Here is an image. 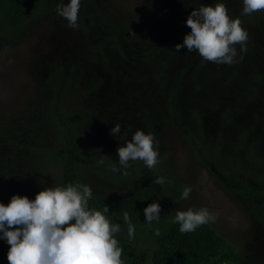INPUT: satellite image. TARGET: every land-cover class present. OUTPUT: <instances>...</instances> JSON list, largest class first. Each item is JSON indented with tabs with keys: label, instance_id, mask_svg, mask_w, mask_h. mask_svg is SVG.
Here are the masks:
<instances>
[{
	"label": "rangeland",
	"instance_id": "obj_1",
	"mask_svg": "<svg viewBox=\"0 0 264 264\" xmlns=\"http://www.w3.org/2000/svg\"><path fill=\"white\" fill-rule=\"evenodd\" d=\"M174 1L94 0L114 16L113 20L117 21L121 15L125 22L134 24L138 33L147 27L138 24L137 21L149 25L162 7L170 6ZM177 1L179 7L167 26H172V21L181 16L183 25L178 27L181 31L189 28L186 19L191 11L205 5L203 0ZM212 1L208 6H215L216 0ZM68 2L69 0H59L55 4V10L58 4ZM219 2L226 5L228 12L242 14L243 0ZM88 6L87 0H81L76 29L70 28L65 18L52 14L47 19H45L47 15H44L33 24L29 22L27 26H31V29L25 33L24 28L27 26L19 29L20 34L17 33L13 39L0 36V188L2 184L12 182L16 173L29 180L27 190L24 189L29 199H34L43 188L54 186L52 180L38 173L32 164L36 159V162L45 167L46 162L37 154V148H41L40 142L50 140V131L43 119L42 111L47 92H50V84H47L45 77L55 69L60 73L67 71L66 66H69L70 61H74L73 72L79 73L80 85L73 86L70 83L69 85L65 80L55 82V88L62 86L64 89H60L57 100L54 101L61 104L64 111L73 117L81 114L88 117L85 123L78 127L81 139L93 156L87 162L90 169L84 172L83 177L86 180L84 183L92 191L113 196H125L136 188L148 187L154 191V196L161 199L159 200L165 210L173 215L188 208L194 210L207 208L216 216L215 222L210 223L238 248L239 257L230 264H264L263 226L244 205L240 196L224 184L221 168L212 163L211 156H204L196 147L193 148L191 138L185 133L191 126L188 120L190 112L197 109L203 134L211 138L213 131L218 129L221 123L220 114L223 110L207 108V100L200 102L177 100L179 106L177 111L164 117V100L168 96V90L159 85L144 87V80H138V77L130 79L131 74L139 70V66L142 72H145L147 67L154 68L156 63L158 66L162 63L163 71L170 73V70H175L184 61L196 56V53L188 52L186 48H182L181 52L176 50L169 52L156 47L146 60L138 61V64L130 61V51L122 58L123 61L118 57L108 56L107 53L102 57L98 56L104 51L105 46L99 38L92 39L90 36L92 32L88 31L91 26L87 31L81 27ZM149 36L150 34L147 38ZM183 39L180 40V44L183 43ZM136 45L135 50L139 51V46ZM96 55L99 58H95ZM237 60L240 61L239 57ZM252 62L254 69L256 71L258 69L264 76V57L254 54ZM91 71L99 77L100 82L95 84L88 80L87 83ZM243 71L246 70H241ZM263 92L264 85L258 89V95L261 94V97L258 95L254 97L256 105L260 104L261 98L264 99ZM180 99H183L182 94ZM242 104L246 105L245 102ZM238 109L244 113L248 108L238 106L233 112ZM245 121L247 123L242 124H247L248 131H251L254 127L251 119ZM117 123L121 126V132L112 136L110 130ZM137 129L155 135L159 141L158 166L162 174L169 176L171 181L178 182L181 193L185 186H190L192 191L188 199H182L180 196L174 200L168 189L170 184L165 186L156 184L153 183L155 179L146 176L136 177L132 182H123L121 185L105 180L93 171L103 170L100 160L119 162L118 147L130 141ZM209 149L208 145L206 150ZM56 170L55 165L50 166L51 172ZM2 236L0 233V252L8 264L7 253L10 245ZM129 253L126 252V255ZM141 254L145 256L146 253ZM142 261L141 264H144Z\"/></svg>",
	"mask_w": 264,
	"mask_h": 264
},
{
	"label": "trees",
	"instance_id": "obj_2",
	"mask_svg": "<svg viewBox=\"0 0 264 264\" xmlns=\"http://www.w3.org/2000/svg\"><path fill=\"white\" fill-rule=\"evenodd\" d=\"M58 1L0 0V36L13 39L20 34L19 29L27 26L29 22L33 24L44 15H47L45 19L52 14L58 16L55 10ZM212 2V0H203V5L208 6ZM178 3L179 1L175 0L172 5L162 7L160 13L148 23L149 25L137 21L138 24L147 27L138 33L134 24L125 22L121 15L117 21L113 20L114 16L108 10L96 4L94 0H87L89 6L84 13L81 27L87 31L91 26L88 31L92 32L90 33L92 39L99 38L105 46L104 51L98 56L102 57L107 53L108 56L118 57L123 61L122 58H125L126 53L130 51V61L138 64V61L146 60L156 47L174 52L175 45L191 31L190 28L179 31L178 27L183 25L181 16L172 21V26H167L179 7ZM216 3H220L219 0H216ZM228 14L232 18L241 19L242 27L245 26L249 37L246 52L241 53L240 46L236 45L237 52L243 58L235 65L207 61L194 50L196 56L190 57L175 70H170V73L163 71L162 63L160 66L156 63L154 68L147 67L145 72H142L139 66V70L131 74L130 79L138 77V80H144V87L159 85L168 90V96L164 100V117L177 111L178 101L207 100V108L224 111L220 114L221 123L218 129L213 131L211 138L203 134L197 109L191 110L188 119L191 126L185 133L191 138L190 143L193 148L196 147L204 156H211L212 163L221 168L224 184L240 196L244 205L264 228V99L261 98L258 105L254 100L255 95H258V89L264 85V76L258 72V69L257 71L254 69L252 62L254 54L264 57V10L251 15H235L230 12ZM24 29H26L24 33L28 32L31 26ZM148 34L150 36L147 38ZM136 44L139 46V51L135 50ZM98 56L96 55L95 58H99ZM74 63L70 61L69 66H66L67 71L60 73L55 69L45 77L47 84H50V92H47L42 111L43 119L50 131V140L45 143L40 142L42 146L37 148V154L46 162L45 167L43 168L40 162H36V159L32 164L38 173L51 179L54 186H66L76 182L86 185L84 172L90 169L87 162L93 158L78 131V127L83 125L88 117L83 114L73 117L64 111L61 104L54 101L60 89H64L62 86L55 88V82L65 80L67 84L80 85L79 73L73 72ZM241 70L246 71L241 72ZM88 80L95 84L100 82L93 71L90 72L87 83ZM262 94L264 95V92ZM258 97H261V94ZM242 102L248 106L243 105ZM238 106L248 109L244 113L240 109L233 112ZM250 119L254 127L248 131L247 124L242 123H247L245 120ZM208 145L209 151L206 150ZM51 165L57 167V172L50 171ZM114 165L119 171H113ZM101 166L103 170L93 171L103 179L121 185L123 182L130 183L139 176L150 179L164 177L162 185L170 184L168 189L173 199L176 200L181 196L178 182H173L169 176H164L158 164L149 169L141 160L129 161L125 169L119 162L106 160ZM28 185L27 177L16 173L12 182L4 183L0 188L2 203L7 205L14 194L27 196L24 189L27 190ZM92 192L89 207L102 211L107 205L109 213L106 215L110 221L120 224L121 231L115 235V238L123 249L121 258L124 264H141L142 259L144 264H230L239 257L235 244L210 222L197 227L195 231L181 233L179 224L174 222L176 214L168 213L161 199L154 196V191L148 187L136 188L125 196ZM154 201L161 207L160 219L159 222L153 221L149 224L145 222L143 210ZM125 213L129 214L135 228L132 239L128 237V224L123 219ZM126 252H130L128 256ZM143 252L146 253L145 256L141 254ZM0 264H6L1 252Z\"/></svg>",
	"mask_w": 264,
	"mask_h": 264
},
{
	"label": "clouds",
	"instance_id": "obj_3",
	"mask_svg": "<svg viewBox=\"0 0 264 264\" xmlns=\"http://www.w3.org/2000/svg\"><path fill=\"white\" fill-rule=\"evenodd\" d=\"M80 6L81 0L57 5V13L72 29L78 28ZM261 10L264 0H243V15ZM186 25L191 31L185 34L182 44L175 45L176 52L182 48L188 52L196 50L207 61L232 65L238 62L236 45L241 53L247 50L248 32L239 17L229 16L224 3L193 9ZM120 132L119 123L110 130L112 136ZM158 146L153 133L137 129L130 141L118 147L119 164L126 169L129 161L141 160L152 169L159 163ZM113 171L119 169L114 165ZM153 183L162 185L164 177L156 178ZM191 191L190 186H185L181 198L188 199ZM92 195L89 186L76 182L45 187L34 199L14 194L7 205L0 203V233L10 245L8 264H124L123 249L115 238L121 231L120 224L110 221L107 205L102 211L89 207ZM143 211L145 222H159L161 207L157 202ZM123 219L132 239L135 228L129 214L125 213ZM215 220L216 216L207 208H188L177 211L174 222L179 224L181 233H189Z\"/></svg>",
	"mask_w": 264,
	"mask_h": 264
}]
</instances>
